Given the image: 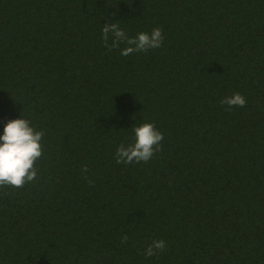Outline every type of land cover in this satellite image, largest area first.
Segmentation results:
<instances>
[{"label":"trees","instance_id":"16d2710c","mask_svg":"<svg viewBox=\"0 0 264 264\" xmlns=\"http://www.w3.org/2000/svg\"><path fill=\"white\" fill-rule=\"evenodd\" d=\"M115 22L163 44L109 51ZM22 115L44 153L0 188V264H264V0H0V136ZM144 122L162 150L117 164Z\"/></svg>","mask_w":264,"mask_h":264},{"label":"clouds","instance_id":"9594fccd","mask_svg":"<svg viewBox=\"0 0 264 264\" xmlns=\"http://www.w3.org/2000/svg\"><path fill=\"white\" fill-rule=\"evenodd\" d=\"M102 39L104 47L109 51L120 48L121 55L128 56L133 53L148 52L160 48L163 44V30L154 28L151 33L141 32L135 37H129L120 27L119 22L108 23L103 26ZM111 39V43L109 40ZM221 105H227V110L233 107H245L246 98L240 93L225 97L220 101ZM134 143L125 146L121 144L116 150L115 159L117 164L147 163L152 157L162 150L164 136L156 125L144 122L132 128ZM45 132L37 130L32 122L24 118L9 120L0 136V188H23L25 185L37 179V162L44 153L43 137ZM82 173L88 172L87 165L81 169ZM85 179L87 176L85 175ZM89 184L94 181L89 180ZM128 236L122 238V242L128 241ZM166 249L164 240H154L145 250L146 257L155 256L158 252Z\"/></svg>","mask_w":264,"mask_h":264}]
</instances>
